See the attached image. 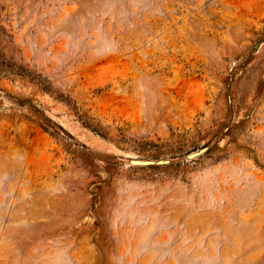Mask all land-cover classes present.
Listing matches in <instances>:
<instances>
[{"label": "rangeland", "instance_id": "1", "mask_svg": "<svg viewBox=\"0 0 264 264\" xmlns=\"http://www.w3.org/2000/svg\"><path fill=\"white\" fill-rule=\"evenodd\" d=\"M0 264H264V0H0Z\"/></svg>", "mask_w": 264, "mask_h": 264}]
</instances>
